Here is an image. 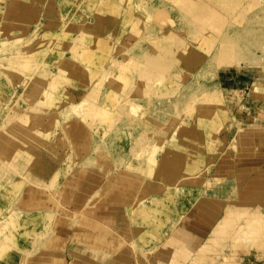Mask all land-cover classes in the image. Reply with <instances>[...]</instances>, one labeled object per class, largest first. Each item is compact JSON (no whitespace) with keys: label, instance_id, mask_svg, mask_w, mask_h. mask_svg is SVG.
Instances as JSON below:
<instances>
[{"label":"rangeland","instance_id":"rangeland-1","mask_svg":"<svg viewBox=\"0 0 264 264\" xmlns=\"http://www.w3.org/2000/svg\"><path fill=\"white\" fill-rule=\"evenodd\" d=\"M252 88L264 90V0H0V147L19 134L76 165L103 150L197 190L233 145L223 91L264 115ZM32 149L48 176L54 162ZM170 153L183 162L164 164ZM11 162L4 181L16 183H2L0 159V264H26L55 237L54 215H34L53 203Z\"/></svg>","mask_w":264,"mask_h":264},{"label":"crops","instance_id":"crops-1","mask_svg":"<svg viewBox=\"0 0 264 264\" xmlns=\"http://www.w3.org/2000/svg\"><path fill=\"white\" fill-rule=\"evenodd\" d=\"M254 92L251 98L263 105L264 90ZM223 94L231 101L233 145L197 190L188 188L190 177L178 176L171 184L153 171L118 166L103 150L76 165L28 137L8 135L9 147H0L2 183H16L4 181L11 159L24 185L30 177L49 190L53 203L34 215H54L49 226L55 237L26 264H219L236 255L243 257L239 264H264V138L259 135L264 115L245 112L254 105H239V91ZM32 148L54 162L48 176L36 173ZM176 190L180 194L169 196ZM33 202L21 208L32 211Z\"/></svg>","mask_w":264,"mask_h":264},{"label":"bare ground","instance_id":"bare-ground-1","mask_svg":"<svg viewBox=\"0 0 264 264\" xmlns=\"http://www.w3.org/2000/svg\"><path fill=\"white\" fill-rule=\"evenodd\" d=\"M21 2V1H20ZM15 5V4H14ZM16 6V5H15ZM187 142V141H186ZM185 142V143H186ZM187 144V143H186ZM140 154V153H139ZM191 155V154H190ZM189 154L187 155V157H191ZM184 159L183 156H179V155H176L174 153H170L168 154L165 158H164V164H167V163H175L177 161H182ZM183 162V161H182ZM23 225V223L20 224V226ZM20 228V227H19ZM18 230V229H16ZM166 246V245H165ZM12 259V255H9L8 259H6L5 262L9 261ZM5 264V263H4Z\"/></svg>","mask_w":264,"mask_h":264}]
</instances>
